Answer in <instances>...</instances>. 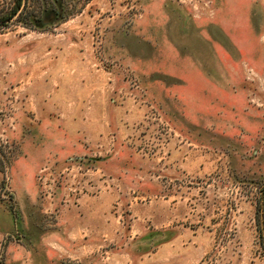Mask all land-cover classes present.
Returning <instances> with one entry per match:
<instances>
[{"label":"rangeland","instance_id":"obj_1","mask_svg":"<svg viewBox=\"0 0 264 264\" xmlns=\"http://www.w3.org/2000/svg\"><path fill=\"white\" fill-rule=\"evenodd\" d=\"M26 2L0 0V264H264V0Z\"/></svg>","mask_w":264,"mask_h":264},{"label":"trees","instance_id":"obj_2","mask_svg":"<svg viewBox=\"0 0 264 264\" xmlns=\"http://www.w3.org/2000/svg\"><path fill=\"white\" fill-rule=\"evenodd\" d=\"M22 6H23V0H15V4L12 7V10L10 11L9 15L7 16V18L15 15L18 12V10L21 9Z\"/></svg>","mask_w":264,"mask_h":264},{"label":"flooded vegetation","instance_id":"obj_3","mask_svg":"<svg viewBox=\"0 0 264 264\" xmlns=\"http://www.w3.org/2000/svg\"><path fill=\"white\" fill-rule=\"evenodd\" d=\"M54 17H56V13H54V12H47L46 13V17L44 18V21H45V19H50V18H54Z\"/></svg>","mask_w":264,"mask_h":264},{"label":"water","instance_id":"obj_4","mask_svg":"<svg viewBox=\"0 0 264 264\" xmlns=\"http://www.w3.org/2000/svg\"><path fill=\"white\" fill-rule=\"evenodd\" d=\"M25 3H26V0H23V6L25 5ZM19 12H20V10H19ZM1 23V22H0Z\"/></svg>","mask_w":264,"mask_h":264}]
</instances>
